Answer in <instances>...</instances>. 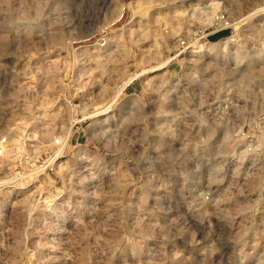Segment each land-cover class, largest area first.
I'll return each instance as SVG.
<instances>
[{
	"label": "rangeland",
	"instance_id": "374dc122",
	"mask_svg": "<svg viewBox=\"0 0 264 264\" xmlns=\"http://www.w3.org/2000/svg\"><path fill=\"white\" fill-rule=\"evenodd\" d=\"M2 137L0 264H264V0H0Z\"/></svg>",
	"mask_w": 264,
	"mask_h": 264
},
{
	"label": "built area",
	"instance_id": "2783aa9c",
	"mask_svg": "<svg viewBox=\"0 0 264 264\" xmlns=\"http://www.w3.org/2000/svg\"><path fill=\"white\" fill-rule=\"evenodd\" d=\"M6 142V138L5 137H2L0 139V146L3 145L4 143ZM2 152V146L0 147V153Z\"/></svg>",
	"mask_w": 264,
	"mask_h": 264
},
{
	"label": "bare ground",
	"instance_id": "6f19581e",
	"mask_svg": "<svg viewBox=\"0 0 264 264\" xmlns=\"http://www.w3.org/2000/svg\"><path fill=\"white\" fill-rule=\"evenodd\" d=\"M97 57V56H96ZM158 69V68H157ZM153 70H156V69H153ZM4 147V146H3Z\"/></svg>",
	"mask_w": 264,
	"mask_h": 264
}]
</instances>
